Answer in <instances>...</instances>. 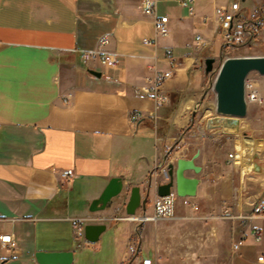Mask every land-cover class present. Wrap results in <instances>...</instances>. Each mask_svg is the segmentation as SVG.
Instances as JSON below:
<instances>
[{"label": "crops", "instance_id": "obj_1", "mask_svg": "<svg viewBox=\"0 0 264 264\" xmlns=\"http://www.w3.org/2000/svg\"><path fill=\"white\" fill-rule=\"evenodd\" d=\"M235 1L195 0L190 16L178 0H158L169 34L155 37L141 0H0V231L17 242L15 253H0L8 255L3 264H37V251H72L71 264H84L83 258L86 264H140L150 258L143 256L147 248L153 264H264L257 261L264 255V215L251 216L264 198V163L242 172L237 140L207 131L212 125L180 131L193 141L180 136L172 146L203 78L206 46L198 47L195 35L212 41L214 9ZM104 35L117 66L83 64L79 52ZM167 71L159 89L169 100L155 108L143 88ZM185 98L188 107L174 119ZM194 155L199 171L184 176L197 179L189 196L197 211L177 201L172 219L125 218L131 187L141 198L148 193L144 212L151 214L156 187L167 181L152 177L153 168ZM67 169L69 182L61 176ZM112 177L122 179L120 197L89 212ZM77 218L105 224L96 242L73 244Z\"/></svg>", "mask_w": 264, "mask_h": 264}, {"label": "rangeland", "instance_id": "obj_2", "mask_svg": "<svg viewBox=\"0 0 264 264\" xmlns=\"http://www.w3.org/2000/svg\"><path fill=\"white\" fill-rule=\"evenodd\" d=\"M240 2L245 8H240L238 11L239 17H237L233 23L230 40L224 42L218 36L216 30L213 40L206 45V51L201 55L202 59L200 60V66L203 71V78L200 90L198 91L197 96L194 97L195 101L193 102V106L188 108L184 113V116L189 117L188 120L180 122L179 125H181V128L175 130L176 138L173 140L172 146L178 143L177 140H179L178 138L180 136H182L185 141H193V138L195 137L194 135L188 133L186 135L183 133L180 135V131L186 132L188 129L195 126H203L207 128L209 125H212V127L207 128L209 129L207 131L228 135L229 138L237 140L236 149L240 151L239 155L241 158L239 159V163L241 164L240 167L243 172L246 168L251 166L252 163H264V148L261 150L253 148L242 150L237 146L240 143L245 144V142L248 143L264 140V104L259 105L256 103H248L246 115L243 118H237L238 124H236L234 119L221 117L215 113L214 92L211 87L219 65L225 58L238 56H264V0H252V2L251 0H245ZM257 21H260V24L254 26V23ZM216 41L220 42L219 49L214 48V43ZM206 58L214 59L212 71L208 74L204 73V60ZM245 88L247 91L255 90L264 101V76L259 75L254 71L250 72L247 75ZM186 100L187 98H185L182 104L176 109L174 119H177L181 111L188 107L187 105L189 104H186ZM190 111L193 112V116L190 114ZM234 125H237L234 133H228L227 130L229 127ZM223 126H225V133L222 132ZM121 193L114 198L118 199ZM43 225L45 226L46 224L39 223V226L42 227ZM70 233L72 235L71 231ZM102 235H104V233ZM73 240V244L75 245L76 241L75 239ZM81 242L86 246L93 244L85 240H82ZM143 256L153 258L151 249L147 248L146 250H143ZM130 258L131 254L127 260ZM82 261L86 264L88 259L83 258Z\"/></svg>", "mask_w": 264, "mask_h": 264}, {"label": "built area", "instance_id": "obj_3", "mask_svg": "<svg viewBox=\"0 0 264 264\" xmlns=\"http://www.w3.org/2000/svg\"><path fill=\"white\" fill-rule=\"evenodd\" d=\"M179 5L184 8L188 15L192 16L195 14V0H178ZM158 0H141L140 8L144 15L149 16L152 22V28L155 37H166L169 34V21L167 15H159L157 13ZM240 10L239 0L231 3L229 7L219 6L214 9V22L218 36L224 41L228 42L231 37V31L233 28L234 13ZM206 20V19H204ZM144 44L151 45L150 39H143ZM196 44L200 46H206L210 43L208 39H205L201 34L195 35ZM108 44V38L106 35L99 38L95 47L91 50H81L79 52L80 60L83 64H87L90 61H98L104 68H115L118 64L117 57L109 53L106 50ZM169 71L160 74L153 79H150L148 86L143 88V92L148 96L152 97L155 103V108L162 106L167 103L168 96L161 92L159 89L160 81L169 75ZM247 77L245 79L246 84ZM213 83V82H212ZM212 87V85H211ZM245 101L246 103H256L259 105L264 104L261 96L255 91H247L245 88ZM138 115H134L133 119H137ZM229 158H232V154H229ZM168 164H161L155 166L151 171L150 175L154 178L158 176H167ZM72 170L67 169L61 172V176L66 182H69L72 177ZM180 203L192 211H197L198 206L192 202L189 196H178L176 192L170 189L169 193L165 196H155L152 200V213L146 214L143 212L141 215H131L125 218L136 222L142 223L146 221L155 222L161 219H172L174 215L175 203ZM225 212H227L225 210ZM264 215V198H259L251 209V216ZM84 219H73V233L76 240V246H81V241L84 239ZM254 240L260 241L261 233L259 229L253 231ZM241 244V241H237L233 245V250H236ZM17 249V242L12 233H6L0 231V253L3 251L8 255L15 253ZM8 255L4 256L0 254V264H3ZM257 261L264 262V255L258 256ZM140 264H153L150 258H142Z\"/></svg>", "mask_w": 264, "mask_h": 264}, {"label": "water", "instance_id": "obj_4", "mask_svg": "<svg viewBox=\"0 0 264 264\" xmlns=\"http://www.w3.org/2000/svg\"><path fill=\"white\" fill-rule=\"evenodd\" d=\"M213 63V58L204 60L205 74L212 71ZM252 71L264 76V56L227 57L222 60L212 83L214 111L217 115L232 118H243L246 115L245 79ZM88 73L96 77L100 76V72L94 70H88ZM195 157L196 155L190 159L178 158L175 164H168L167 181L156 187V195L165 196L172 189L181 197L194 196L197 179L185 177L184 172L199 171V168L194 165ZM262 171L264 174V167ZM122 189L123 182L120 177L110 178L99 196L90 202L88 211L93 213L103 210L112 198L121 193ZM147 198L148 193L144 198H141L139 188L131 187L125 204L126 216L135 215L138 210L144 212ZM104 230L105 224L103 223L84 225L85 241L96 242ZM72 255V251H37L34 253V259L37 264H71Z\"/></svg>", "mask_w": 264, "mask_h": 264}, {"label": "bare ground", "instance_id": "obj_5", "mask_svg": "<svg viewBox=\"0 0 264 264\" xmlns=\"http://www.w3.org/2000/svg\"><path fill=\"white\" fill-rule=\"evenodd\" d=\"M196 45L198 47H200V44H196ZM228 118L229 119H234V121H236V124H238L237 123L238 122L237 118H232V117H228ZM235 128H237V125H234V126L229 127V129L227 130V132L228 133H234ZM223 130H224V126L222 128V132H223ZM237 146H238L239 149H242V150H249L251 148L256 149V150H261V149L264 148V140H262V141H256V142H248V143L245 142V144H241L240 143ZM239 152L240 151L237 150V153H236V160L238 161V163H239V159L241 158L240 155H239Z\"/></svg>", "mask_w": 264, "mask_h": 264}, {"label": "trees", "instance_id": "obj_6", "mask_svg": "<svg viewBox=\"0 0 264 264\" xmlns=\"http://www.w3.org/2000/svg\"><path fill=\"white\" fill-rule=\"evenodd\" d=\"M239 15H237V17H238ZM260 24V21H257V22H255L254 23V26H258ZM252 25H253V23H252ZM234 38V37H233Z\"/></svg>", "mask_w": 264, "mask_h": 264}]
</instances>
